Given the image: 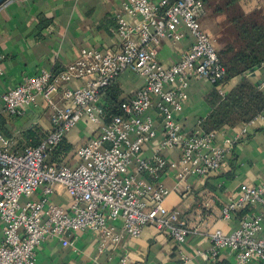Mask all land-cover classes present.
<instances>
[{"label":"built area","instance_id":"1","mask_svg":"<svg viewBox=\"0 0 264 264\" xmlns=\"http://www.w3.org/2000/svg\"><path fill=\"white\" fill-rule=\"evenodd\" d=\"M122 6L138 21L130 23L118 16V51L83 48L81 57L63 70L43 68L10 89H0L1 108L10 114L24 105L36 106L40 96L52 108L50 132L39 144L20 152L11 151L10 141L3 136L0 113V264H38V248L44 241L56 237L67 246L77 231L99 233L104 246L125 234L138 237L145 227L154 226L178 243L185 242L191 229L181 221L178 209L167 208L172 189L161 181V175L166 168H173L182 181L221 170L258 118L220 143L216 131L201 130L200 119L191 131L185 130L177 114L187 101L192 77L206 78L221 95L227 92L226 68L200 21L206 13L203 1L125 0ZM186 32L192 43L176 62L164 65L159 59L162 40L179 41ZM128 70L139 75L144 84L121 101V114L104 121L102 96ZM254 71L259 73L257 85L264 93V62ZM3 73L0 61V76ZM85 76H90L85 85L63 89L64 104L54 100L62 82ZM152 109L161 121L163 137L147 157L144 146L159 133ZM82 115L98 124L96 139L77 148L74 164L54 162L53 150ZM169 149H180L181 158L168 159L165 153ZM58 186L70 196L66 205L51 200ZM248 205L258 208H251L237 228L211 231L207 257L216 258L226 250L238 264H264V178L258 185L243 186L242 192L222 207L221 216L229 220ZM118 220L121 231H115Z\"/></svg>","mask_w":264,"mask_h":264},{"label":"crops","instance_id":"2","mask_svg":"<svg viewBox=\"0 0 264 264\" xmlns=\"http://www.w3.org/2000/svg\"><path fill=\"white\" fill-rule=\"evenodd\" d=\"M125 0H0V61L3 75L0 89L7 90L26 77L38 74L41 69L60 71L81 57V49L96 48L102 52L120 49L118 16L136 23L138 18L123 9ZM186 32L179 41L164 39L159 50V59L164 65L176 62L183 51L192 43ZM257 84L259 73L247 75ZM90 79L85 76L62 82L54 95L58 104H64L62 94L66 87H81ZM240 78L226 84L228 91ZM122 89V99L133 96L143 86V79L133 71H126L116 81ZM214 85L203 77L190 79L188 98L177 118L182 127L191 131L197 121L210 113L207 100ZM3 136L10 141L13 152L23 151L31 145L27 131L33 130L45 137L51 130L52 108L43 97L35 106H22L16 114L1 108ZM158 136L146 144L143 154L153 155L163 137L161 121L155 109ZM244 124L223 127L217 132V142L232 135ZM264 116L258 117L251 126L247 138L239 142L229 153L227 162L219 171L208 176H190L180 181L177 170L166 168L161 181L172 191L166 199L168 209H178L181 221L191 229L185 242L178 243L168 232L147 226L138 237L124 235L117 242L108 241L102 246V237L92 231L72 233V244L63 245L60 238L52 237L38 248V264H238L234 255L224 250L216 258L206 256L212 245L210 233L215 228L230 232L240 225L241 217L235 213L225 220L222 207L237 197L245 185H258L264 178ZM98 124L82 115L76 126L66 133L64 144L72 148L60 155V161L68 164L77 162L76 150L96 139ZM170 160L181 158L180 149H169L165 153ZM233 163L235 168L232 170ZM233 171L229 178V171ZM38 194L35 195L37 197ZM57 204L66 205L70 196L64 187L58 186L51 195ZM257 209L258 206H255ZM115 231H121L122 223L116 221ZM0 221V241L3 239ZM264 236V231L262 233ZM255 264V263H252Z\"/></svg>","mask_w":264,"mask_h":264},{"label":"trees","instance_id":"3","mask_svg":"<svg viewBox=\"0 0 264 264\" xmlns=\"http://www.w3.org/2000/svg\"><path fill=\"white\" fill-rule=\"evenodd\" d=\"M206 8L212 7L213 0H202ZM250 0H228L226 5L237 7ZM222 7L215 6L213 13H218ZM236 34L232 42L222 46L218 51L220 61L226 68L224 84L235 78L240 80L230 88L225 95H221L216 87L208 94L207 100L210 106V113L200 118L199 126L205 133L218 131L223 127H236L239 124H246L264 115V93L258 88L247 75L254 71L264 62V17L256 19L253 14L238 12L232 18ZM122 89L117 82L110 85L102 96L105 115L103 120L108 121L112 115L121 114L120 104L122 99ZM264 132V128L260 129ZM1 132L8 136L9 132L3 130L1 119ZM26 137L31 138V145H37L42 137L33 130L27 131ZM44 138V137H43ZM65 138L53 150L51 159L54 162H61L60 155L65 154L72 148V145L64 144ZM235 168L233 163L232 170ZM233 171H229L228 177H232ZM145 177L153 182L156 181L148 173H143ZM256 210L255 206L248 205L236 213L242 218L250 209Z\"/></svg>","mask_w":264,"mask_h":264},{"label":"rangeland","instance_id":"4","mask_svg":"<svg viewBox=\"0 0 264 264\" xmlns=\"http://www.w3.org/2000/svg\"><path fill=\"white\" fill-rule=\"evenodd\" d=\"M227 1L213 0L212 7L206 8V13L200 18L203 28L212 36L218 51L222 46L234 41L236 30L232 18H235L238 12L253 14L256 19L264 17V0H250L237 7L227 6ZM218 5L222 10L212 14L213 7Z\"/></svg>","mask_w":264,"mask_h":264}]
</instances>
